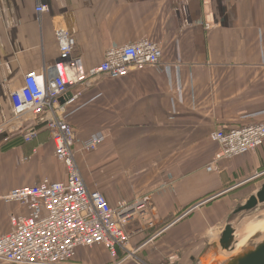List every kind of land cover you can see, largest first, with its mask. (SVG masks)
<instances>
[{"label": "crops", "instance_id": "1", "mask_svg": "<svg viewBox=\"0 0 264 264\" xmlns=\"http://www.w3.org/2000/svg\"><path fill=\"white\" fill-rule=\"evenodd\" d=\"M41 4L49 11L38 12ZM60 24L76 37L86 68L109 47L142 39L159 43L169 66L99 77L68 105L88 187L113 206L151 197L144 219L128 226L135 254L95 245L81 247L76 262L197 259L237 203L264 183V145L214 163L219 145L211 139L217 129L264 123V0H0V124L14 119L11 93L25 75L57 60ZM99 132L106 138L97 150L78 151ZM9 139L0 142V235L10 231L11 215L29 212L6 194L67 178L48 130L30 142Z\"/></svg>", "mask_w": 264, "mask_h": 264}, {"label": "built area", "instance_id": "2", "mask_svg": "<svg viewBox=\"0 0 264 264\" xmlns=\"http://www.w3.org/2000/svg\"><path fill=\"white\" fill-rule=\"evenodd\" d=\"M36 9L48 12L49 6L41 4ZM54 33L59 48L57 60L41 72L27 73L22 85L12 91L15 116L0 124V135H11L31 120L32 124L19 134L30 142L45 128L55 144L56 158L66 168L67 178H45L37 184L14 188L4 196L6 202L19 203L29 212L10 216V231L0 235V262L79 264L75 260L78 250L95 245L104 246L112 254L121 249L127 258L135 254L129 249L132 233L128 226L144 219L151 197L122 200L113 206L103 193L88 187L76 161L77 138L69 122L68 105L79 97L83 87L99 77L119 79L146 68L169 66L162 62L160 44L142 39L109 47L99 65L86 68L77 52L76 37L68 28L60 24ZM105 138L102 132L91 135L79 143L78 151L93 152ZM211 139L219 145L214 163L248 154L264 145V123L217 129Z\"/></svg>", "mask_w": 264, "mask_h": 264}, {"label": "water", "instance_id": "3", "mask_svg": "<svg viewBox=\"0 0 264 264\" xmlns=\"http://www.w3.org/2000/svg\"><path fill=\"white\" fill-rule=\"evenodd\" d=\"M31 124L32 121L26 122L21 130L11 135L4 132L0 135V142L19 135ZM263 207L264 183L236 206L221 233L208 244L200 257L192 258L193 264H264Z\"/></svg>", "mask_w": 264, "mask_h": 264}, {"label": "rangeland", "instance_id": "4", "mask_svg": "<svg viewBox=\"0 0 264 264\" xmlns=\"http://www.w3.org/2000/svg\"><path fill=\"white\" fill-rule=\"evenodd\" d=\"M82 173V172H81ZM83 175V174H82ZM248 198V196L245 198V199H242L241 201H239L237 204H241L242 202H244L243 200H246ZM236 206V205H235ZM234 206V207H235ZM263 209H264V207H263ZM231 211V210H230ZM229 211V212H230ZM193 256H195V255H193ZM2 263V262H1ZM186 263L187 264H193L194 263V261L192 260V259H190V257H189V259H187V261H186ZM166 264H172V263H170V262H168V263H166Z\"/></svg>", "mask_w": 264, "mask_h": 264}, {"label": "bare ground", "instance_id": "5", "mask_svg": "<svg viewBox=\"0 0 264 264\" xmlns=\"http://www.w3.org/2000/svg\"><path fill=\"white\" fill-rule=\"evenodd\" d=\"M261 216L264 217V209L261 211ZM264 221V220H263ZM262 223V222H261Z\"/></svg>", "mask_w": 264, "mask_h": 264}, {"label": "trees", "instance_id": "6", "mask_svg": "<svg viewBox=\"0 0 264 264\" xmlns=\"http://www.w3.org/2000/svg\"><path fill=\"white\" fill-rule=\"evenodd\" d=\"M9 141H10V139H9L6 143H4L3 145H4V146H7V144H8Z\"/></svg>", "mask_w": 264, "mask_h": 264}]
</instances>
